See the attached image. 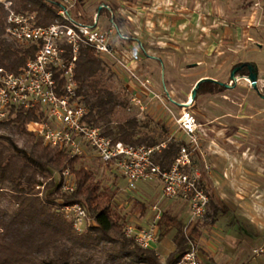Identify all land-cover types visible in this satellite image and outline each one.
Wrapping results in <instances>:
<instances>
[{"label": "rangeland", "instance_id": "374dc122", "mask_svg": "<svg viewBox=\"0 0 264 264\" xmlns=\"http://www.w3.org/2000/svg\"><path fill=\"white\" fill-rule=\"evenodd\" d=\"M247 1L131 0L135 7H143L146 2L151 9L159 7L161 13H176L177 18L161 17V22H180L183 26L189 22L196 28L193 29V35H196L191 39H188L191 33L188 29L178 32L180 37L186 39L180 40L184 43L172 40L159 46L154 53L144 46L145 52L148 50V54L157 57L155 76L159 77L161 72L167 71V62L176 66L177 73L174 75L180 90L172 97L157 89L152 77L153 71L149 72L147 64L142 63L145 52L131 49V55H128L118 46V59L108 62L114 73L113 81L117 89L124 92L130 100L128 114L139 119H149L153 121V125L164 121L175 125L182 107L170 104L171 98L183 103L191 101L192 91L201 76L230 85L224 93L199 97L192 112L199 123L204 125L200 130L201 145L214 169L229 172L246 170L256 184H247L246 187L243 185L239 191H235L239 192V198L226 204L232 213L221 218L218 231L213 233L205 219H202L191 226L190 233L194 227L198 228L195 243L200 254L203 251L208 254L206 249L212 246L217 248L222 257L232 258V264H264V23L251 27L245 23L234 28L233 19L238 14L241 22L247 21V18H241L242 10L239 8ZM253 8L260 12V17L264 14L263 5H254ZM235 20L238 21V18ZM204 23H207V27H204ZM240 64H252L256 67L258 89L253 88L248 76L238 75L237 81H231L233 69ZM138 79L150 81L148 87L153 94L143 92ZM137 89L141 90L139 94ZM155 95H159L161 100ZM0 137L5 139H0V145L8 152L22 153L29 157L33 155L34 140L30 137L9 129H0ZM36 152L40 153L41 148L38 147ZM81 166L94 171L95 180L112 197V204L128 226L135 227L132 222L135 218L149 214L151 224L157 215H161L158 222L161 225L157 228L158 243L164 245L166 253L175 249L177 228L162 222L163 215L169 213L186 227L190 220L187 204L164 199L157 181L141 187L142 192L147 195L142 193L141 196L136 190H129L127 180L115 169L102 163L90 150L81 157L78 167ZM37 176L47 183L57 184L59 181L57 173L49 175L47 179L41 172ZM156 207L158 210H155ZM88 217L90 225L94 226L92 217ZM81 227L85 228L86 225L81 224Z\"/></svg>", "mask_w": 264, "mask_h": 264}, {"label": "trees", "instance_id": "16d2710c", "mask_svg": "<svg viewBox=\"0 0 264 264\" xmlns=\"http://www.w3.org/2000/svg\"><path fill=\"white\" fill-rule=\"evenodd\" d=\"M11 1L17 12L36 13L38 25L49 26L55 22L59 7L55 0ZM6 16L7 11L0 2V67L18 73L35 56L37 49L9 40ZM113 78L108 61L98 57L89 47L81 49L76 81L78 95L89 110L87 122L101 128L113 141L127 145L156 147L167 141L170 126L162 122L153 125L149 119L129 115L130 100L117 89ZM228 89L221 83L204 82L195 101ZM42 118L38 109H14L7 120L0 122V129H9L34 140L31 157L8 152L0 145V264H178L188 250L189 241L195 242L198 228L194 227L187 236L185 226L165 213L162 222L177 228L175 250L163 263L154 249L139 247L126 237L127 221L116 211L112 197L95 180L94 171L78 167L81 157H71L45 145L28 130L31 122ZM182 144L183 141L170 142L155 154V161L167 169L174 163ZM38 147L40 153L36 152ZM67 168L76 184L72 194L61 190L63 172ZM38 172L46 175L45 179L57 173L59 181L47 183L38 178ZM76 203L84 206L94 220V226L81 234L61 211L62 206ZM227 212V207H219L209 196L203 219L207 224H215L219 216Z\"/></svg>", "mask_w": 264, "mask_h": 264}, {"label": "built area", "instance_id": "2783aa9c", "mask_svg": "<svg viewBox=\"0 0 264 264\" xmlns=\"http://www.w3.org/2000/svg\"><path fill=\"white\" fill-rule=\"evenodd\" d=\"M55 1L59 4L55 22L41 26L37 23L36 13L17 12L13 1L0 0L7 11L6 35L9 40L37 49L35 56L18 73L0 67V122L7 120L14 109H38L43 118L31 122L28 130L45 145L71 157H82L88 150L92 151L102 163L127 180L131 191L137 190L141 183L157 181L164 199L188 205L190 220L185 227L188 236L191 226L203 219L209 206L201 173L194 165L196 155L202 152V126L192 112L194 102L185 103L175 120L177 131L186 140L167 169L155 161V154L174 141V135L156 147L127 145L105 136L101 128L87 122L89 110L78 95L76 67L83 47L93 49L103 60L118 59L116 43L124 40V35L116 13L109 3H100L90 14L83 7L87 0ZM102 12L108 14L107 22L103 21ZM149 84L148 80H139L140 89L153 94ZM155 97L161 100L159 95ZM63 179L61 190L74 193L76 184L69 168L64 170ZM61 211L74 222L80 234L93 226L86 208L79 203L64 205ZM160 219L161 215H157L145 227L127 226L125 235L142 249H154L158 243ZM178 264H202L195 242L189 241L188 250Z\"/></svg>", "mask_w": 264, "mask_h": 264}, {"label": "crops", "instance_id": "0c3cea01", "mask_svg": "<svg viewBox=\"0 0 264 264\" xmlns=\"http://www.w3.org/2000/svg\"><path fill=\"white\" fill-rule=\"evenodd\" d=\"M158 1L160 2V0ZM100 3H109L113 8L114 12L116 13V18L118 21V25L120 27V31L124 35V40H117L116 44L117 47L119 46L120 49L122 48L125 53H128V55H131V53L129 52V50L131 49H138L140 53L142 51L145 52L144 46H146L147 49L149 47V51L152 50L154 53L155 49H158L159 46L165 45L168 42H172V40H179L180 43H184L186 39L178 35V32L184 29L185 30L188 29L189 31H191L190 37H188V39H191L193 38V36L195 37L196 35V33L193 35V29L196 30V28L193 27L194 25H190L191 23L189 22H187L185 26H183L182 23L180 22L179 23L161 22V19L159 20V18L161 17L171 18V19L177 18L176 13L175 12L161 13V11L158 9L159 7L151 9L150 6L146 4V2L145 4H143V7L142 6L135 7L136 5H133V3H131V0H87L83 4V7H85L88 13L91 14L96 10L97 6ZM254 5L264 6V0H248L246 3L240 5L239 8L240 10H242L241 18L242 19L247 18V21L243 20V22H241L239 20L240 16L238 14V16L234 17L233 19L234 28H239V26L245 23L248 24L250 27L253 25H257L258 23L260 24L264 23V16H263L264 14L261 15L260 17L258 15V13L260 12L258 10L257 12L255 11V9L253 8ZM240 10L238 12H240ZM205 11L207 12L206 9ZM254 12H256V16H254ZM102 17H103V21L107 22L108 14L106 12H102ZM235 18H238V21L235 20ZM204 27H207V23H204ZM201 28L203 29L202 25ZM180 40H184V41H180ZM189 44L192 43L189 42ZM145 54L146 56L143 57L144 62L142 61V63L147 64L146 66L147 69H149V72L150 70L153 71L152 77L155 80L154 84L156 85L157 89L161 93L168 94L170 97H172V95L176 94L177 91L180 90L178 88L180 87V85H177L175 79L176 75H174L177 73L176 66L174 64H170L167 62V71L165 73L161 72L160 76L157 77L155 76L156 68H157V57L155 55L148 54V50L147 52H145ZM150 66L152 68H149ZM133 67H135V64L133 65ZM207 77L208 76H201L196 81V84L200 80L205 79ZM138 90L139 89H137V93L139 94L141 90L140 91ZM171 99L172 102H169L170 104H177L179 107H182L185 104L183 102L176 101L173 98ZM195 104L196 101H194V106ZM162 123L170 126L169 136L174 135V139H175L174 141L186 140L183 134L177 131V127L175 125H170L169 122H165V121ZM200 125L204 127L203 124L200 123ZM194 165L201 173L202 176L201 181L203 187L208 192L211 200L219 207L228 208V212L224 215H220L218 221L215 224H208L209 227L212 228V232L215 233L220 229L219 224L221 218L227 217L232 213L231 208H229L228 205L226 204H229V202L232 203L236 199V197L239 198L238 195L239 192L236 193L235 191H239L241 187H243V185L246 187L247 184H256V182L255 179H252L250 177V172L246 170L245 171L236 170L230 172L225 171L224 169L215 170L214 165L208 162L207 156L203 148H202V152L196 155L194 159ZM223 174L225 176H223ZM150 183L152 182L139 184L136 190L137 193L141 196L142 193L144 195H147L146 192L144 191L142 192L141 187L146 186V184H150ZM159 187L161 189L160 184ZM172 218L177 219L175 217ZM149 220H150V215L148 214L146 217L135 218L132 220V222L134 223L135 227L140 228L147 226L149 224ZM214 235L217 237L216 234ZM154 250L157 252L159 257L161 258V261L164 263L165 260L175 249L168 251L166 253L164 245L162 243H157L154 247ZM206 250L208 254H204L203 253L204 251L200 254V259L202 264H232L233 263L232 258L222 257L216 247L208 246Z\"/></svg>", "mask_w": 264, "mask_h": 264}, {"label": "water", "instance_id": "95a60500", "mask_svg": "<svg viewBox=\"0 0 264 264\" xmlns=\"http://www.w3.org/2000/svg\"><path fill=\"white\" fill-rule=\"evenodd\" d=\"M247 65V68H248V72H249V75H248V79L249 81H251L252 83V86L254 89H258V86H257V82H258V73H257V69L254 65L252 64H243L241 66H238V67H235L231 73V81L234 82V81H237V76L239 75V72L242 70V68ZM242 76V75H241ZM204 82H213V83H220L219 81L217 80H214L212 78H205V79H202L200 80L195 88L193 89L192 91V101L194 102L196 97H197V94H198V90L200 88V85ZM221 84H224V83H221ZM226 85L228 88L230 87L229 84H224Z\"/></svg>", "mask_w": 264, "mask_h": 264}, {"label": "flooded vegetation", "instance_id": "af4514ba", "mask_svg": "<svg viewBox=\"0 0 264 264\" xmlns=\"http://www.w3.org/2000/svg\"><path fill=\"white\" fill-rule=\"evenodd\" d=\"M242 65H243V64H242ZM240 66H241V65H240ZM241 72H243V73H246V72H247L248 74H247L246 76L249 75L247 65H245L239 73H241Z\"/></svg>", "mask_w": 264, "mask_h": 264}]
</instances>
